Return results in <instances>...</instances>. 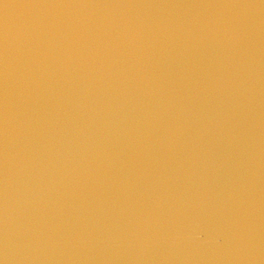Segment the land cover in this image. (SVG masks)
<instances>
[{
    "label": "clouds",
    "instance_id": "1",
    "mask_svg": "<svg viewBox=\"0 0 264 264\" xmlns=\"http://www.w3.org/2000/svg\"><path fill=\"white\" fill-rule=\"evenodd\" d=\"M0 264H264V0L4 3Z\"/></svg>",
    "mask_w": 264,
    "mask_h": 264
},
{
    "label": "water",
    "instance_id": "2",
    "mask_svg": "<svg viewBox=\"0 0 264 264\" xmlns=\"http://www.w3.org/2000/svg\"><path fill=\"white\" fill-rule=\"evenodd\" d=\"M25 0H0V16L3 15V5L4 3H9V4H20L24 3Z\"/></svg>",
    "mask_w": 264,
    "mask_h": 264
}]
</instances>
